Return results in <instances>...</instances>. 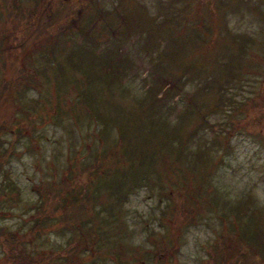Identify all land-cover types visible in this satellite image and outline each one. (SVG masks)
Instances as JSON below:
<instances>
[{"label": "rangeland", "instance_id": "obj_1", "mask_svg": "<svg viewBox=\"0 0 264 264\" xmlns=\"http://www.w3.org/2000/svg\"><path fill=\"white\" fill-rule=\"evenodd\" d=\"M12 61L0 264H264V0H0Z\"/></svg>", "mask_w": 264, "mask_h": 264}, {"label": "trees", "instance_id": "obj_2", "mask_svg": "<svg viewBox=\"0 0 264 264\" xmlns=\"http://www.w3.org/2000/svg\"><path fill=\"white\" fill-rule=\"evenodd\" d=\"M39 10H41V8H39ZM53 13H51L48 17L47 20L50 21L49 19H51ZM88 21V19H87ZM96 25V23H95ZM73 28H76L75 26ZM95 31L91 30L90 33L88 32H85L86 33V42L85 44L83 43L82 46H76L78 49H75L76 51H80L82 50L83 48L87 47L88 48H92V46H94L97 42H98V38H96V36L93 34ZM65 38V37H64ZM24 41V40H23ZM100 41V40H99ZM61 43H63L65 45V43L67 44L68 43V40L65 39L64 41H62ZM54 46L57 45V41L53 43ZM48 44L44 43V45H40L38 46L39 49H45L44 51H46L47 49H51L50 51H52L54 49V46H50L48 48H46ZM59 46V45H58ZM60 47V46H59ZM65 46H61V48L65 49L64 48ZM68 54V53H67ZM66 54V56H67ZM27 59H29L28 57H26ZM23 64L22 65H18L17 63H15V61H12L10 63V65L6 68H8V74L9 76L6 78V80L3 82L2 84V89L0 90V93L1 91L4 92L5 94V97H2V99H6L7 101L6 102H9L11 103L12 105V97L14 95V93L18 94L17 91L18 89H23L24 86H26V84H30V85H33V84H37L38 83V74H37V71L34 70V72L31 70V68L28 66V64L26 62H22ZM29 69V70H28ZM23 78H25L27 81H24ZM40 81V80H39ZM3 95V96H4ZM4 123H1L0 124V132L5 130L4 129ZM117 130L119 129L120 130V127L117 126L116 127ZM119 133V131H117ZM99 135H100V132H97ZM16 136V135H15ZM118 136L120 137V133L118 134ZM17 137V136H16ZM11 139L8 140V142L10 141ZM12 141V140H11ZM1 141H0V146H1ZM11 150H12V146H8L6 149H2V151H0V169L2 168V163H1V160L4 158V157H8V154L11 153ZM1 175V174H0ZM4 177H1L3 178L4 180L7 179L6 177V174L4 173L3 171V175ZM7 181H10L11 180H8ZM76 196V193L74 194ZM73 196V195H72ZM78 196V195H77ZM70 194H69V197L70 198ZM80 196H78L79 198ZM67 198V199H68ZM231 211V216L232 217H235L237 222L241 219L242 221H244L242 223V225L245 227V231H246V237L247 238H250L252 240H256L258 243H253L252 241H250L249 239V247L251 248H260V250L264 253V219H261V216L260 218H256L253 213V211L250 213H245V215L243 213H239L238 212V209L234 208V210L232 211V209L230 210ZM241 214V215H240ZM37 220V221H36ZM39 223V220L38 219H35L34 223L32 224V228H35L36 225ZM31 229V228H30ZM1 233V231H0ZM8 241L9 239L10 240H14L13 238V232H8ZM245 234H244V237H245ZM15 237V236H14ZM241 237H243L241 235ZM2 240H6V238H2ZM246 241V239H243ZM258 246V247H257ZM248 248V246H247ZM248 250H250L248 248ZM253 251V250H251Z\"/></svg>", "mask_w": 264, "mask_h": 264}]
</instances>
